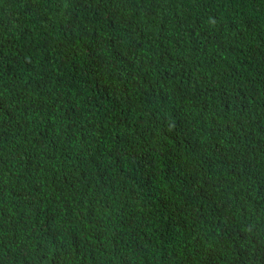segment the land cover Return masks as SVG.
<instances>
[{
    "label": "trees",
    "instance_id": "obj_1",
    "mask_svg": "<svg viewBox=\"0 0 264 264\" xmlns=\"http://www.w3.org/2000/svg\"><path fill=\"white\" fill-rule=\"evenodd\" d=\"M0 264H264V0H0Z\"/></svg>",
    "mask_w": 264,
    "mask_h": 264
},
{
    "label": "clouds",
    "instance_id": "obj_2",
    "mask_svg": "<svg viewBox=\"0 0 264 264\" xmlns=\"http://www.w3.org/2000/svg\"><path fill=\"white\" fill-rule=\"evenodd\" d=\"M48 216H49V219H50V220L53 219V214L49 213Z\"/></svg>",
    "mask_w": 264,
    "mask_h": 264
}]
</instances>
